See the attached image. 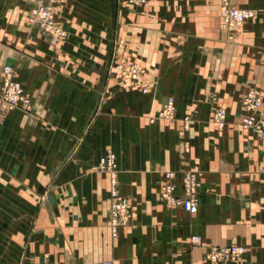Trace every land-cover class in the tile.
<instances>
[{"label":"crops","instance_id":"0c3cea01","mask_svg":"<svg viewBox=\"0 0 264 264\" xmlns=\"http://www.w3.org/2000/svg\"><path fill=\"white\" fill-rule=\"evenodd\" d=\"M38 1L0 0V67L30 102L0 119V264H208L218 245L244 247L219 264H264V140L238 125L246 89L263 92L264 110V0H229L256 12L231 40L220 0H63L54 45L27 22ZM118 37L152 89L108 69ZM166 97L173 117L159 119ZM217 104L222 130L210 121ZM106 151L129 203L115 235ZM168 170L198 174L195 213L164 204Z\"/></svg>","mask_w":264,"mask_h":264},{"label":"built area","instance_id":"2783aa9c","mask_svg":"<svg viewBox=\"0 0 264 264\" xmlns=\"http://www.w3.org/2000/svg\"><path fill=\"white\" fill-rule=\"evenodd\" d=\"M63 0H39L27 15V22L36 27L45 37L48 43L54 45L65 37V31L54 23L53 3ZM146 0H123L125 7L141 5ZM218 13L220 17L219 28L225 32L227 39L231 40L239 32L243 22L256 16V12L249 8H237L229 3V0H220ZM123 38L118 37L114 41L112 56L108 63V69L119 78L127 79L144 93L152 89V84L143 81L140 76L142 67L129 56L122 52ZM263 92L248 88L241 97V106L244 111L238 118V125L242 129L254 133L259 139L264 140V110L261 108ZM28 110L30 107L29 96L23 91L21 85L12 77L11 66L2 64L0 67V119L3 115L16 108ZM174 113V105L171 97H166L156 115L159 119H171ZM226 113L222 105L217 104L211 112L210 121L217 130H222L226 125ZM183 124L189 122L187 116L182 118ZM188 145L184 143V150ZM99 167L105 171L109 180V192L112 198L108 209V225L112 235H115L119 226L125 225L129 219V203L125 197L117 194L116 185V163L113 153L106 151L99 158ZM164 181L159 185V195L167 207H177L186 213L192 214L197 210L199 203V180L194 171L163 172ZM176 181V182H175ZM176 183L180 187V193L176 194ZM192 244H199L197 236H191ZM244 251L239 245L209 246L205 253L208 264H219L221 262H233L237 260ZM45 264V263H44ZM90 264H111L109 261H94Z\"/></svg>","mask_w":264,"mask_h":264},{"label":"rangeland","instance_id":"374dc122","mask_svg":"<svg viewBox=\"0 0 264 264\" xmlns=\"http://www.w3.org/2000/svg\"><path fill=\"white\" fill-rule=\"evenodd\" d=\"M122 52H123V50H122ZM124 53V52H123ZM125 54V53H124ZM127 56H129V55H127ZM130 57V56H129ZM131 59H133L132 57H130ZM134 60V59H133ZM111 72V71H110ZM143 72V71H142ZM112 74H113V72H112ZM142 74V73H141ZM117 77V76H116ZM117 78H119V77H117ZM121 79H123V78H121Z\"/></svg>","mask_w":264,"mask_h":264}]
</instances>
